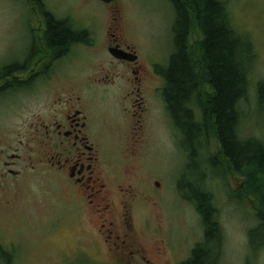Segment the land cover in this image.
Segmentation results:
<instances>
[{
    "label": "rangeland",
    "instance_id": "1",
    "mask_svg": "<svg viewBox=\"0 0 264 264\" xmlns=\"http://www.w3.org/2000/svg\"><path fill=\"white\" fill-rule=\"evenodd\" d=\"M41 1L56 18L67 20L77 29L92 28L97 39H102L112 18L120 17V24L137 44L145 63L150 67L156 63L161 70L168 66L174 21L169 0H115L112 15L99 0ZM220 1L227 8L233 30L250 41L256 56L248 96L241 104L240 135L264 141V115L258 109L255 91L256 83L264 82V0ZM32 10L30 0H0V71L12 62L24 63L29 47L37 48V31L33 33L32 29L39 28L41 17ZM201 39L199 30L192 27L188 45L196 49ZM75 56L92 57L80 48L74 50ZM33 60L36 62L37 57ZM18 78L23 79V75ZM163 81L161 78L162 84ZM41 98L19 90L0 97V155L18 154L27 160L29 143L23 135L27 119ZM160 102L166 114L163 116L161 109L154 110V130L138 157L126 161V142L114 136L112 128L119 119L115 104L98 99L99 122L106 123V134L109 133L101 145L113 162L111 173L115 180L111 188L116 209L120 207L116 183L124 193L135 194L130 202L129 223L143 250L139 261L128 260L132 264H181L189 259L194 247L203 242V227L195 205L204 192L213 200L223 232L218 264H264V236L256 238L253 252L250 248L249 232L258 226V205L244 192L243 177L221 165L214 137L209 139L207 149L196 150V157L190 161L188 144L183 139L180 142L178 130H171L162 99ZM30 167L26 161L14 169L20 172L19 178L0 179L1 187L8 188V193L0 190V246L8 253L9 264H117L118 260L107 254L105 244L100 242L99 248H93L87 238L98 237L94 234L98 222L83 216L69 217L56 179L49 178L43 169L34 173ZM78 249L91 260L77 258Z\"/></svg>",
    "mask_w": 264,
    "mask_h": 264
},
{
    "label": "flooded vegetation",
    "instance_id": "2",
    "mask_svg": "<svg viewBox=\"0 0 264 264\" xmlns=\"http://www.w3.org/2000/svg\"><path fill=\"white\" fill-rule=\"evenodd\" d=\"M30 1L32 12L41 17L39 28L32 29L33 33L37 31V48L29 47L24 63L12 62L0 71L7 74L0 75V97L19 90L42 98L26 122L23 136L31 144L27 145V160L18 154L1 152L0 179L19 178L20 172L14 169L26 161L34 173L43 169L49 178L56 179L54 182L67 203L68 210H65L69 217L83 216L98 222L94 233L98 237L87 235L93 248H99L102 242L107 246V254L118 260L117 264H129V260L137 262L143 249L136 243L129 223L130 202L135 194L124 193L122 186L116 183L119 187L116 196L120 197V207L116 209L111 188L115 180L111 173L113 162L101 145L109 133L106 134V123L99 122L98 99L115 104L119 119L112 127L114 136L126 142L125 160L136 158L154 130V110L161 109L163 116L165 113L160 102L163 70L156 63L151 67L145 63L137 44L120 24V17L111 19L103 30L102 39H97L92 28L77 29L71 25V31L81 34L82 39L65 48L50 47L49 19H62L48 11L41 0ZM112 4H105L107 10H113ZM74 48L85 50L92 57H73ZM111 51L120 52L124 59L114 57ZM34 57H37L36 62ZM22 75L23 79H19ZM97 89L100 91H95ZM167 115L169 117L168 112ZM166 117L167 126L170 120L171 130L176 131L170 117L169 120ZM112 128H109L111 132ZM119 169L124 167L119 166ZM0 190L8 193V188L3 189L1 185ZM75 255L91 260L80 249Z\"/></svg>",
    "mask_w": 264,
    "mask_h": 264
},
{
    "label": "trees",
    "instance_id": "3",
    "mask_svg": "<svg viewBox=\"0 0 264 264\" xmlns=\"http://www.w3.org/2000/svg\"><path fill=\"white\" fill-rule=\"evenodd\" d=\"M169 1L174 8L173 52L161 73L162 100L181 135L180 142L183 139L188 144L190 161L201 147L207 149L209 139L214 137L219 144L221 165L243 177L244 192L258 205V226L249 232L253 252L256 238L264 236V141L243 139L240 135L241 104L248 96L256 57L253 45L235 33L220 0ZM49 24L50 47L65 48L83 37L71 31L67 20L51 17ZM192 27L199 30L202 38L196 49L188 45ZM255 91L258 109L264 115V82H257ZM197 201L195 210L201 219L203 242L181 264H218L223 232L213 200L202 192ZM7 254L0 246V264H9Z\"/></svg>",
    "mask_w": 264,
    "mask_h": 264
},
{
    "label": "water",
    "instance_id": "4",
    "mask_svg": "<svg viewBox=\"0 0 264 264\" xmlns=\"http://www.w3.org/2000/svg\"><path fill=\"white\" fill-rule=\"evenodd\" d=\"M99 1H101V2L104 3V4H111V3H113L115 0H99ZM111 54H112L114 57L118 58V59H124L123 55H121L120 52L111 51ZM156 185L158 186V184H156Z\"/></svg>",
    "mask_w": 264,
    "mask_h": 264
}]
</instances>
